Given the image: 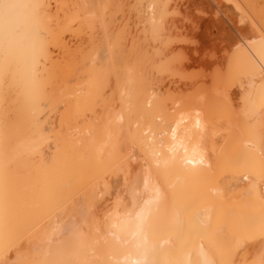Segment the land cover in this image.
I'll use <instances>...</instances> for the list:
<instances>
[{"label": "bare ground", "instance_id": "6f19581e", "mask_svg": "<svg viewBox=\"0 0 264 264\" xmlns=\"http://www.w3.org/2000/svg\"><path fill=\"white\" fill-rule=\"evenodd\" d=\"M0 264H264V0H0Z\"/></svg>", "mask_w": 264, "mask_h": 264}, {"label": "rangeland", "instance_id": "374dc122", "mask_svg": "<svg viewBox=\"0 0 264 264\" xmlns=\"http://www.w3.org/2000/svg\"><path fill=\"white\" fill-rule=\"evenodd\" d=\"M207 24H209V25H211V24L208 23V22L206 23V26L209 28V31H208V30H205L206 27H205L204 25H202V27H201L200 29H203V27H204V30H205V31H204V30L201 31V30L199 29V31H197V32L194 33L195 35H193L194 37L192 36V39L195 40V42L199 40L198 42L201 43V39H202L204 36L206 37V35H207V37L204 38V39L202 40L203 42H202V45H201V46H204V49H205V47L207 48V46H208V48H209L210 46L213 47L214 49L210 47L211 49L209 48L208 51H207V49H205L206 51L203 49V51H205V54L207 53V55L210 54V52H211V53H212V54H210V56H211V55L214 54V50H215V48H216V46H215V45H216V42H215V41H211L213 37H210V36H209V32L211 33L210 29L213 28V29H212V33H215V34H216V35L214 34L215 36H218V37H219V33H217L218 30H217L216 28L212 27V25L209 26V25H207ZM210 27H211V28H210ZM215 30H217V31H215ZM200 31H201V32H200ZM207 31H208V33H207ZM198 32H199V34L201 33V35H202V33H205V32H206L207 34H206V35L204 34L203 37H202L201 35L198 34ZM196 34H197V35H196ZM214 35H213V36H214ZM196 36H197V37L201 36V37H200V38H197ZM195 37H196V39H195ZM208 37H209V38H208ZM207 38H208V39H207ZM197 39H198V40H197ZM205 39H206V40H205ZM209 39H211V40H209ZM193 40H191V42L194 44V41H193ZM208 40H209V41H208ZM210 41H211V42H210ZM198 42H196L193 46H195V45L198 46V45H199L198 47H201V46H200V43H198ZM207 42H208V43H207ZM209 42H210L211 44H210ZM213 42L215 43V45L212 46V44H214ZM203 43H204V44H203ZM209 44H210V45H209ZM217 44H218V43H217ZM206 45H207V46H206ZM214 46H215V47H214ZM201 48H202V47H201ZM212 49H213V50H212ZM209 50H210V51H209ZM198 68L200 69V67H198ZM198 68H197V69H198ZM199 69H198V71H201V70H202V69H200V70H199Z\"/></svg>", "mask_w": 264, "mask_h": 264}]
</instances>
